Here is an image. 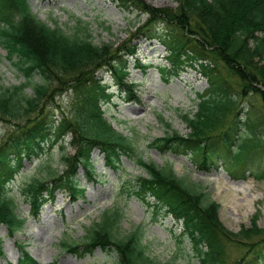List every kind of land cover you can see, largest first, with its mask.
Returning a JSON list of instances; mask_svg holds the SVG:
<instances>
[{"label":"trees","instance_id":"16d2710c","mask_svg":"<svg viewBox=\"0 0 264 264\" xmlns=\"http://www.w3.org/2000/svg\"><path fill=\"white\" fill-rule=\"evenodd\" d=\"M112 1L126 13L138 9L147 14L150 26L142 34H152V26L157 23L168 29L167 34H159L168 39V66L161 68L164 76L177 77L188 67L207 82L195 111L182 115L189 132L182 135L165 122L169 132L152 138L150 146L162 152L192 151L202 165L220 157L228 161L237 177L248 171L264 180V160L258 164L253 163L254 157L251 160L252 154L261 156L264 148V0H174L175 7L155 8L140 0ZM72 31L68 33L39 19L31 12L28 0H0V48L23 78L17 85L0 84V117H28L0 143V223L6 225L8 234L23 225L7 185L22 168L24 159L38 158L54 144L61 149L59 162L65 166L62 173L47 167L44 174L24 185L32 212L37 213L44 200L43 191H51L44 180L50 179L52 188L66 187L78 193L76 165L82 162L87 166L91 151L98 148L110 167L118 166L122 155L136 159L147 176L136 177L129 194L144 200L154 198L157 209L182 221L179 243L190 241L189 258H196L197 264H264V237L252 238L262 231L255 219L248 228L229 230L219 220L217 202L184 177H178L171 166L143 160L137 152L138 136L124 135L111 126L102 104L111 100L112 93L106 92L94 72L110 64L115 44H95L88 26H75ZM111 67L118 88L128 96L133 94L132 84L124 79L125 68L116 63ZM28 87L30 93L26 92ZM77 87L82 92L77 93L67 112L62 110L57 117L52 109L48 110L55 93ZM241 96L248 98L249 107L238 109L244 111L243 116L236 114L221 129L218 123L225 111L233 110L234 98ZM69 146L73 154L67 152ZM119 221L116 209L104 211L86 228L82 241L65 239L60 245L80 256L101 248L115 254V264H165L147 253L140 227L120 235ZM233 243L247 247L235 260L228 254ZM24 259H29L27 254Z\"/></svg>","mask_w":264,"mask_h":264},{"label":"rangeland","instance_id":"374dc122","mask_svg":"<svg viewBox=\"0 0 264 264\" xmlns=\"http://www.w3.org/2000/svg\"><path fill=\"white\" fill-rule=\"evenodd\" d=\"M140 1L154 8L176 6L174 0ZM28 3L31 12L49 26L58 25L72 33L73 27L80 21L81 24L88 25L95 44L113 42L115 51L111 61L115 60L119 66L125 68L124 79L134 83L135 92L133 101L114 98L109 105L103 106L113 127L127 135H130V131L137 133L142 138L140 144L146 146L142 149L145 160L153 161L159 166H171L178 177H184L196 188L202 189L209 199L217 202L220 206L219 220L226 228L237 232L240 228L250 227L251 221L255 219L257 227L262 231L252 238L264 237L263 180L248 175L236 178L227 170L225 163L218 159L215 165L204 167L188 153H161L157 149L148 148L145 143L150 137H161L167 132V127L160 118L172 130L180 134L188 133L189 129L181 115L185 112L192 113L196 109L198 95L207 88L206 80L190 68L178 78H171L166 82L161 79L157 67L166 64L168 51L164 41L168 39L162 41L159 38V33L168 32L162 23L152 26V34L143 35L144 28L150 26L146 23L147 14L138 9L126 13L112 0H28ZM103 26H108L109 29ZM0 53V84L17 85L23 78L6 59L4 50H0ZM137 61L149 68L146 71L135 68ZM108 71L109 68L104 67L96 74L103 78L102 83H107L112 91L115 90L114 77ZM233 86L237 87L236 84ZM26 92L30 93L31 88L28 87ZM78 92L82 90L77 87L61 91L60 94L55 93L47 105L48 110H54L57 116H60L62 110L67 112ZM234 99L235 108L225 111L224 118L218 123L221 129H225L236 114H241L238 111L240 107L249 106L248 98L241 96ZM249 100L255 102V97H249ZM27 118L0 117V143L14 134ZM218 130L219 128L215 132ZM258 130L263 131L262 128ZM261 151V156L257 155L255 158L256 164L264 160V148ZM67 152L73 154L74 150L68 147ZM58 154L55 146L38 159L25 160L23 168L11 182V195L17 207L16 212L26 218L23 227L14 237L26 245V250L38 264H47L52 260H55V264H115V254L105 253L99 248L94 250L92 256L77 259L58 246L62 239L82 241L86 227L99 220L103 211L115 207H120L122 213L119 234L124 235L141 226L142 242L147 244V253L155 261L165 264H189L195 261L197 264L195 258H189L190 242L185 239L178 243V235L182 229L180 222L161 212L156 213L154 207L138 198H129L125 192L121 193L120 185L140 172L134 162L125 157L121 159L120 170L110 171L103 166L98 150L93 151L90 164L95 169L94 177L88 179L81 168L78 170L77 182L85 189L81 196L71 200L66 191L56 189L54 199L42 205L37 216L29 213V204L25 200L26 195L21 192L22 188L32 177L43 174L47 163L57 169L59 174L62 173L63 166L57 164ZM47 180L50 179L46 178L44 181ZM0 238V264H16L21 253L13 237L6 234L4 225H0ZM246 251L247 247L236 243L228 248L230 259L234 260ZM250 256L251 253L247 258Z\"/></svg>","mask_w":264,"mask_h":264}]
</instances>
